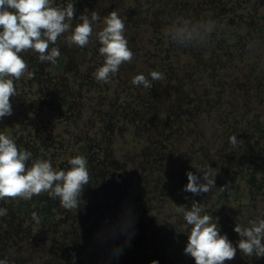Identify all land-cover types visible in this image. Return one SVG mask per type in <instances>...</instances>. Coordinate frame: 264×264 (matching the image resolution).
<instances>
[{
    "label": "rangeland",
    "instance_id": "obj_1",
    "mask_svg": "<svg viewBox=\"0 0 264 264\" xmlns=\"http://www.w3.org/2000/svg\"><path fill=\"white\" fill-rule=\"evenodd\" d=\"M158 1L164 5L168 0H56L75 3L76 17L90 16L92 11L99 14L90 43L81 48L66 42L67 33L62 35L57 42L61 55L54 64H41L32 51L21 54L35 76L14 81L13 114L0 120V133L30 151L33 158L50 160L55 170H67L69 159L83 156L85 150L90 182L79 208L71 211L47 194L27 201L0 200V208L8 210L7 216L0 217V259L8 264H151L153 260L195 264L183 252L190 226L177 213L178 205L190 208L197 201L202 214L212 216L234 246L239 240L235 224L247 226L249 220L264 219V139L255 141V123L247 122L248 113L256 108L250 87L256 86L257 78L264 80V32L262 36L256 29L246 33L249 23L244 21L237 29V22H231L233 33L226 38L235 48L234 33L242 31L244 36L238 40L244 38L247 46L257 48L261 68H251L249 52L242 60L221 57L212 71L203 72L195 55L199 43L184 57L181 47L171 45L168 37L164 44L156 42L152 22L159 24L163 19ZM235 2H239L235 9L246 11L250 3V15H259L264 23V0ZM114 10L128 21L125 36L134 58L120 66L110 83H103L93 76L104 62L96 33L104 26L103 18ZM165 22L164 31L170 33L172 28ZM71 23L74 26L77 21ZM62 56L66 61L60 69ZM192 68L195 93L211 80L220 85L221 97L213 107L211 101L206 104L209 109L186 97L187 112L172 125L164 111L170 110L174 93L193 83ZM152 71L163 73L164 79L153 81L151 89L131 83L137 74L151 79ZM244 79L240 88L237 82ZM242 93L246 105L231 106L233 97ZM243 109L248 110L246 118L240 113ZM255 110L264 119V109ZM246 127L254 137L243 141L239 134ZM232 136L237 139L235 145L229 142ZM207 165L215 169L216 187L198 196L183 191L186 173L193 172L203 182ZM127 204L129 209H123ZM33 212L40 216L39 223L32 219ZM112 231L114 239L104 240L108 249L103 243H84L83 234L102 240ZM116 248L122 249L118 257ZM225 264H264V257L245 256L237 249L235 259Z\"/></svg>",
    "mask_w": 264,
    "mask_h": 264
},
{
    "label": "clouds",
    "instance_id": "obj_2",
    "mask_svg": "<svg viewBox=\"0 0 264 264\" xmlns=\"http://www.w3.org/2000/svg\"><path fill=\"white\" fill-rule=\"evenodd\" d=\"M75 3H56V0H0V120L13 114L11 98L17 96L14 81L34 78L35 73L29 70L28 63L22 53L32 51L38 54L41 64L56 63L61 52L58 39L64 35L69 44L86 47L93 35V24L100 21L97 12L91 15L81 14L76 17ZM77 21L75 25L71 23ZM193 22L185 20L177 22L170 31L171 41L179 46H187L197 31ZM201 22H195L200 24ZM103 28L96 33L101 47L99 53L104 57L103 65L93 73L96 81L110 83L124 63H131L133 51L128 46L125 36L126 25L117 11H111L103 18ZM151 79L143 74L133 77L134 86L146 89L153 87V81L164 79V74L157 71L149 73ZM233 145L237 143L235 136L229 138ZM67 170H55L50 160L33 158L30 151L21 149L7 135L0 133V200L6 198L31 200L34 196L47 194L51 199H58L65 210L78 209L85 186L90 182V174L86 159L76 155L68 161ZM187 184L183 191L194 196L208 194L215 184V169L207 165L201 177L191 171L186 173ZM226 187L221 186V190ZM177 213L190 226L187 244L183 249L195 264H225L234 260L237 249L245 256L257 259L264 257V219L249 220L247 226L235 224L233 231L239 240L234 246L227 234H221L218 223L212 216L202 214L203 208L193 200L191 207L178 205ZM7 208H0V217L7 216ZM32 219L40 222L38 213L33 212ZM121 248L114 254L118 257ZM0 264H8L0 259ZM151 264H159L158 260Z\"/></svg>",
    "mask_w": 264,
    "mask_h": 264
},
{
    "label": "trees",
    "instance_id": "obj_3",
    "mask_svg": "<svg viewBox=\"0 0 264 264\" xmlns=\"http://www.w3.org/2000/svg\"><path fill=\"white\" fill-rule=\"evenodd\" d=\"M191 1L190 3H188L187 0H183V1H179L180 3L174 4L172 0H168L167 2L163 1L165 3L164 5L162 4V2L158 1L159 5H161V7H159L158 10H160V15L163 19H162V22L159 24H157L154 21L152 22V26H153L152 28L156 29V30L153 29V33L154 34L157 33V35L155 36L156 42L159 41L161 44L166 43L167 40L164 39V37L166 36L168 37V41L171 45L173 44L178 45V44L173 43L171 40H169V32L166 33V31H164V28H163L164 26H162L164 24L163 22L166 21L165 23L173 29L176 26L177 22H180L181 24H183L185 20H187V21L193 22L192 24H189V27L195 26L197 28V31L194 33L193 39L190 42H187L186 47L184 46H180V47L182 49V53L184 54V57H186L187 53L191 54L190 52L193 49L192 46L195 45V42L199 43V46L197 49L198 52L195 55L199 57L197 58V60L199 61V67H201L203 72H205L206 70L212 71L214 69L213 64L216 61H218L221 57H224V59H227L230 61H234V59L242 60L249 52H250L251 68L252 67L255 68L256 65H257V69L261 68V67H258L259 55L257 54V48L251 45L250 47L247 46V43L243 40L244 38L241 40H238L240 39L239 37L244 36V35L242 36L241 34L242 31L238 32V34L237 32L234 33L236 37L235 43L237 45L235 48H232L226 41V38L229 35H232L233 33V29L229 26L231 22H237V23H234V25H235V28L238 29L240 28L241 24L243 25V22L245 21L246 24L249 23V26H247V28L245 29L246 33L254 32V29H256L261 36L263 35L264 23H260L261 20H260L259 15H256V14L254 15L253 12L250 15V3L249 5H247V11H248L247 12L246 10L235 9L239 5V2L236 3L235 0L234 2H231V3H227L225 0H194V1H198L194 3V4H197V6H193L194 4H192ZM222 1H223V5H221ZM231 4H234V5L231 7ZM232 10H235L237 12H233ZM195 22H201V23L195 24ZM166 50L167 49H165V52ZM65 61H66L65 56H62L58 60L57 67L62 69L65 65ZM190 70L192 71L193 83H191L189 87L186 84L182 90L174 93L172 100L173 99L175 100L172 101L173 104H171L170 110L164 111L166 114L168 113L167 115L170 118H172V121H173L172 125H174V122L178 121L179 119H182L183 117L181 116H183V114L187 112V109L184 108L183 106L186 97H188L193 102L196 101L195 103L197 105L200 103V107L202 106V108L207 106L206 104H208L210 101L212 103V107L215 106V104L217 103V101H219L221 97L220 94L218 95V93H220L221 91L219 88L220 85H214L211 82V80L210 81L206 80V83L203 85L200 93H195L194 91L195 87H193V84L195 83L194 73H193L194 69L192 68ZM185 73L187 77L189 75V70L188 69L187 71L185 70ZM207 74L209 75V73ZM257 79H258L259 85L257 82L256 86L250 87V91H251L250 98L253 97V105H255L256 107L255 109L259 107V110H263L264 108L262 106H264V80L259 81L260 78H257ZM246 80L247 79L238 81L237 82L238 86L242 88L243 87L242 83H245ZM248 89H244L245 93H248ZM252 91H254V93H252ZM182 93H185V96L181 95ZM244 94L242 93V95H236L235 97H233V99L230 102V105L234 106L235 103L237 102L240 106H242V104L246 105V100L241 99L242 96L243 97L245 96ZM194 107H199V106H194ZM210 107L211 106H207V109H209ZM238 107L239 106L237 105V107L235 108H238ZM255 109L254 111L250 113H248V110L243 109L242 111H240V113H243L244 117L246 116V113L249 114V116L247 117V122L252 120L253 123H255L254 125L255 128L253 130L255 132L257 131L258 133V135H256L255 141L257 139L258 141H261L259 140L260 138L264 139V119L260 117L261 112L259 111L257 112V110ZM239 137H241L243 141H246L249 139L251 140V137H254V133H250L249 128L246 127L242 129L241 133L239 134ZM262 151L264 153V146L262 148ZM83 157L86 159V161L89 158V155L85 150L83 153ZM84 196L85 195L83 193L81 197L82 200ZM111 207H114V206H111ZM123 209L128 210L129 204H127L126 207H124ZM113 233L114 231L109 232L108 234L104 235L102 240H100L99 238H97L99 239L97 240L92 235L83 234V238L85 240L84 243H87V244L90 242L94 244L103 243V245L107 246V249H108V242L106 244L104 240L109 241L110 239H114L115 234ZM74 235L76 236V234ZM76 238L78 239L77 236ZM81 238H82V235H81ZM77 239L74 241L77 242ZM72 246L74 245L72 244ZM96 247H101V245L96 246ZM74 254L75 252H73V255ZM68 258L70 259L69 256Z\"/></svg>",
    "mask_w": 264,
    "mask_h": 264
}]
</instances>
